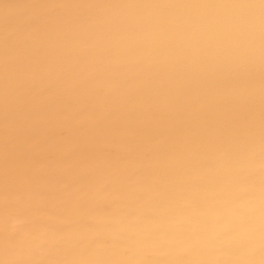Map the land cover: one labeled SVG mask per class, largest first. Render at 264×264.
Wrapping results in <instances>:
<instances>
[{
    "label": "snow or ice",
    "instance_id": "1",
    "mask_svg": "<svg viewBox=\"0 0 264 264\" xmlns=\"http://www.w3.org/2000/svg\"><path fill=\"white\" fill-rule=\"evenodd\" d=\"M0 264H264V0H0Z\"/></svg>",
    "mask_w": 264,
    "mask_h": 264
},
{
    "label": "bare ground",
    "instance_id": "2",
    "mask_svg": "<svg viewBox=\"0 0 264 264\" xmlns=\"http://www.w3.org/2000/svg\"><path fill=\"white\" fill-rule=\"evenodd\" d=\"M48 150H49V151H52V152L60 151V142L57 141L56 143H54V144H52V145H49V146H48Z\"/></svg>",
    "mask_w": 264,
    "mask_h": 264
}]
</instances>
